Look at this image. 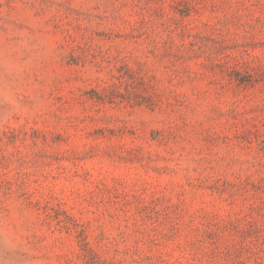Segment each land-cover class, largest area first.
Listing matches in <instances>:
<instances>
[{"label": "rangeland", "instance_id": "rangeland-1", "mask_svg": "<svg viewBox=\"0 0 264 264\" xmlns=\"http://www.w3.org/2000/svg\"><path fill=\"white\" fill-rule=\"evenodd\" d=\"M0 264H264V0H0Z\"/></svg>", "mask_w": 264, "mask_h": 264}]
</instances>
